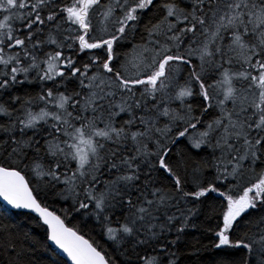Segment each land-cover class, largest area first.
Here are the masks:
<instances>
[{
	"label": "snow or ice",
	"instance_id": "snow-or-ice-1",
	"mask_svg": "<svg viewBox=\"0 0 264 264\" xmlns=\"http://www.w3.org/2000/svg\"><path fill=\"white\" fill-rule=\"evenodd\" d=\"M0 201V264H264V0H0Z\"/></svg>",
	"mask_w": 264,
	"mask_h": 264
},
{
	"label": "trees",
	"instance_id": "trees-1",
	"mask_svg": "<svg viewBox=\"0 0 264 264\" xmlns=\"http://www.w3.org/2000/svg\"><path fill=\"white\" fill-rule=\"evenodd\" d=\"M209 204L216 205L215 210L217 213L220 211V208L218 207V204H219L218 201L210 200ZM62 206L67 207V204H65L62 201L50 202V207L55 208L57 211H60ZM208 214H210L209 209H205V215H202L197 220V223L199 224L201 229L208 226L207 223H205V216ZM68 222H69V226L79 225L80 223L79 218L78 217L73 218L71 214H70V218ZM211 223H215V221H211ZM34 231L37 233L38 236H40L41 238L43 237L44 235L43 229H34ZM85 231H87V229H85ZM189 232H190V235L187 237V239L190 243L194 242V239H193L194 237L202 240L204 244L209 243V238L207 236H201L200 231H197L196 229H189ZM92 235H94V233H92ZM192 251H193L192 249H189L188 254H191ZM201 257H203V259H201ZM212 258H213L212 254L210 252L209 253L202 252L200 256L193 255L191 260H186L184 264H211Z\"/></svg>",
	"mask_w": 264,
	"mask_h": 264
},
{
	"label": "water",
	"instance_id": "water-1",
	"mask_svg": "<svg viewBox=\"0 0 264 264\" xmlns=\"http://www.w3.org/2000/svg\"><path fill=\"white\" fill-rule=\"evenodd\" d=\"M0 203H1V204H3V202H2V201H0Z\"/></svg>",
	"mask_w": 264,
	"mask_h": 264
}]
</instances>
